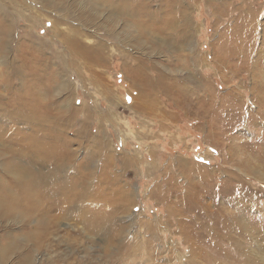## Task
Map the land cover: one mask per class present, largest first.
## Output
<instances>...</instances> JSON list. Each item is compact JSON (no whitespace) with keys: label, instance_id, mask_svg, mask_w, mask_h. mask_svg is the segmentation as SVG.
Instances as JSON below:
<instances>
[{"label":"rangeland","instance_id":"rangeland-1","mask_svg":"<svg viewBox=\"0 0 264 264\" xmlns=\"http://www.w3.org/2000/svg\"><path fill=\"white\" fill-rule=\"evenodd\" d=\"M160 1L142 0L155 10L163 8ZM187 1L185 12L192 25L188 24L192 28L188 31L192 39L189 45L170 40L162 29L151 26L154 20L142 18L144 24L150 23L146 24L147 32L156 36L155 40L145 39L146 32L129 26L139 27L141 17L137 14L132 18L117 14L112 32L107 23L113 24L111 18L117 15L109 0H0V8L13 26L11 37H6V54L0 55V115L2 110H13L16 94L29 98L28 92L38 85L31 81V69L26 80L19 78L15 68L20 62L34 66L38 76L48 73L56 77L54 71L62 65L63 76L57 79L62 87L58 92L55 83L52 85L57 91L54 88L47 103L54 113L55 101L59 100L60 126H67L62 132L63 142L75 152L73 170L63 174L64 185L72 187L74 181L87 179V172L91 180L88 190L70 188L74 201H49L48 216L57 220L56 225L47 224L45 234L33 241L19 240L21 250L1 264H17L21 253L31 259L26 264H264V180L256 174L264 172V90L254 87L257 82L252 71L256 61L257 72H264V0ZM91 12L94 22L104 26L89 25L82 14L89 18ZM165 16L161 11L158 19ZM249 21L255 33L249 59L240 54L226 58L221 47L231 38L224 37L222 26L226 23L229 30L245 34ZM124 22L127 27H122ZM104 27L111 32L106 33ZM123 28L127 32L122 36L118 32ZM59 30L63 34L68 31L70 36L76 31L81 46L100 51L97 56L101 63L92 61L88 66L77 56L73 69H69L63 61L69 53L60 42L62 36L56 33ZM139 35L143 40L140 45L134 43ZM27 37L36 43L33 48L25 47L31 57L22 60L18 48L20 43L30 44ZM244 45L245 40L237 44L240 53L247 50ZM135 68L150 80L149 85L142 80L137 83L131 73ZM157 69L163 71L161 81L169 84V89L163 91L156 84L161 75ZM198 82H203L202 86ZM141 88L145 91L139 94ZM155 90L160 101L148 95ZM40 92V96L35 93L37 99L30 102L25 113H20L27 119L32 111L39 112L40 103L46 99L44 90ZM145 101L150 103L148 108L138 106ZM98 105L104 106L108 120L101 118L100 122L101 116L98 120V115L94 116ZM153 113L161 120L150 122L148 116ZM5 119L16 122L13 125L23 133L36 127ZM14 130L10 126L7 131ZM17 143L11 145L19 149L21 144ZM233 176L242 180L245 194L241 206L234 201L238 185L234 186ZM120 188L132 201L126 211L114 217L105 205L107 197L114 201L120 197ZM79 203L88 216L77 206ZM117 209L113 208L114 213ZM240 217L250 226L253 237L237 228ZM37 218L26 221L28 225L12 218L0 219V246L12 240V235L7 236L9 230L24 232ZM227 222L233 225L232 230L225 229ZM102 225L107 227L103 230ZM190 231L195 232L192 240L199 246L194 259L191 239L183 236ZM230 235L243 244L242 251L233 250ZM213 240L216 243L212 244Z\"/></svg>","mask_w":264,"mask_h":264},{"label":"bare ground","instance_id":"bare-ground-1","mask_svg":"<svg viewBox=\"0 0 264 264\" xmlns=\"http://www.w3.org/2000/svg\"><path fill=\"white\" fill-rule=\"evenodd\" d=\"M185 2H188V1L185 0ZM55 4L57 5V2ZM109 4L113 6V8H114L113 13H115L116 15L119 13H121V14L126 13L131 18L134 17L136 14L139 17H141L140 20L137 21L139 27H137L135 25H131L130 23H129V26H132L134 29L139 28V31L146 32V34H148V36L145 39L155 40L156 36L150 34V32L149 33L147 32V30H146V29H148L147 25L150 23H146L147 25L144 24L143 23L144 18L146 20H149V19L154 20V24L151 26H153L154 28L157 27L159 29H162L164 34H166L168 38L170 37L169 38L170 40H172L176 43H179V44L181 43V45H184V44L189 45L190 41L192 40V39H190L191 35L188 34V31H190L192 29V28H190V27H192V25L189 23V22H191V20L189 19V17L186 15V12H185V9L189 8V4L187 3V5H185L184 0H161L159 4L163 8L162 9L160 8L157 10H155V8H153L154 10L151 9L152 8L151 4L144 5L142 0H109ZM0 10H2V9L0 8ZM161 11L164 12L166 15L163 18V20L158 19L159 15L161 14ZM244 12H246V11L244 10ZM90 15L92 17L88 18L87 15L82 14V17L84 19H88L89 25L98 26V25L102 24V22H100V23L94 22V18H93L94 13L93 12H91ZM6 16H7V14L2 10V12H0V55L2 54V56H4L6 54V47L8 46V44H6L5 41L9 36L11 37L12 29H13V26L6 19ZM241 17H240V19L244 18V17L243 18H241ZM109 18H111V16ZM247 19H250V18L248 17ZM111 20H112L113 24H111V23H107V24L109 25V27L112 30L113 26L115 28V25L117 24L118 15L114 16V19L111 18ZM156 22H158V23H156ZM177 23H179V24H177ZM188 24L190 27H188ZM249 24H251L250 21H249ZM102 25L104 26V24H102ZM124 25H126V27L128 26L127 24H125V22H124L122 27H124ZM228 26L229 25L225 23V25H223L221 28L222 30H224L226 32V36H224V37L225 38L229 37V39L231 38L228 41L227 46L221 45L222 46L221 47V53H223L226 56V58L237 57V55L240 54L242 58L245 56L246 57L248 56L247 59H249V56H250L249 54L252 53V50L254 49V46H253L254 42H253L252 38H254L253 35H255V33H254V29L252 27L253 25L252 24L250 26L248 25L249 28L245 31V34H243L242 30L237 29L239 31V33L235 32L234 29L229 30ZM110 28L106 29V27H104V31H106V33L111 32V30H109ZM124 29L125 28L119 30V32H118L119 34H122V36L124 34H126V32H127ZM107 30H109V31H107ZM115 30H116V28H115ZM114 31L112 30V32H114ZM62 32H61V30H59V32L56 31L57 35L62 36V38L60 37L61 38L60 42L65 44L66 51L69 53V55H68L69 58L66 60H63L64 62L67 63L66 65L69 69H73V65L75 64L74 61H75V58L77 56L82 58V60H84V62H86V64L88 66H91L92 61H96L97 64L101 63V60H99V58L97 56V55H99L100 51L95 50V49H90L91 47L81 46L80 45L81 39H79V36H77L76 31L73 30L74 33L72 36H70L71 34H69L68 31L64 34ZM172 33H175L176 37H173L174 35H172ZM116 35H117V33H116ZM27 38L30 40V44L20 43V46L18 48V51L20 54L19 57L22 60L31 57V54H28V52H27L28 50L25 47L33 48L34 43H36L34 41H31L33 38H31V37H27ZM17 39H18L17 43H19L20 42L19 38L17 37ZM243 40H245L244 46H247L248 48L243 53H240L239 49L237 48L238 47L237 44L238 43L242 44ZM131 41H133V37H132ZM140 42H143V40H141V35H139V37L136 40H134V43H137L139 45H140ZM167 42H169V41L167 40ZM166 44H168V43H166ZM96 49H99V48H96ZM97 52H99V53L97 54ZM257 58H259V57H257ZM36 59L38 61H40L38 59V57ZM256 63L257 62L254 61V63L252 64L253 65L252 71L255 74L254 78L256 79V82H257V85H255L254 87L257 88L258 90L261 89V91L263 92V90H264V72L263 73H261V71H260V73L257 72L260 69L257 66L258 63L257 64ZM132 66H133V64H132ZM48 67L49 66L46 64V70ZM62 68L63 67L61 65L60 69L55 70V71L51 70V71L55 72L56 77L50 76L48 73L47 74L46 73L41 74L38 76L37 75L38 72L35 71L36 69L34 68V66L27 65V62H23V63L20 62V65L18 66V68H15V72L18 73L19 78L26 80L25 76L27 77V72L29 71V69H31L32 74L30 76H31V78H33V79H31V81L33 82V80H34V82H37L38 85L36 86V89L34 91L32 89L33 87L30 86L32 89V92H28L29 89H27L28 90L27 92L31 94L29 98L26 97V94H22V95L16 94L15 97L13 98L14 99L13 104L15 105L13 110H5V111L2 110L1 111V113L2 112L3 113H2V115H0V117H1L0 120L2 119V122H0V131L1 132L4 131L7 133H0V219L12 218V219H15V221L19 220L20 221L19 223L23 222V224L28 225V223L26 221L33 220V218H37V217L38 218L35 220L36 222L34 223L33 227L31 226V229H25L24 232L23 231L22 232L21 231L11 232L10 230H9L10 232L9 231L7 232L8 237L10 235H12V236H10V237H12V240H10L9 243L7 242L8 244L7 245L5 244L6 246H3V247L0 246L1 249L3 248L2 249L3 251L0 252V264L3 263L11 254H13L14 251L21 248L20 245L18 244L19 240L24 241V240L28 239V240L33 241V239H35V237L38 238L40 235L45 234V232L47 231L46 227H48L47 224L56 225L55 223L57 220L54 218H50L48 216L49 215V209L46 208V205L49 201L50 202L54 201V200L55 201L58 200L57 202H59V201H61V202L69 201L70 202L72 200L74 201L75 194H74V192H72V189H70V188H73V189L74 188L75 189L80 188L81 191H83L84 188H85V190H88L91 187V180L88 178V172H87V179L85 177H83V178H81V180L74 181V183L72 184L74 186H72V187L65 186L64 181H63V178H64L63 174L69 172L70 170H73V168H74V164H75L74 163V160H75V154L74 153L75 152H73L72 149H67V146L63 142L64 138H63L62 132H64L67 129V126L66 125L60 126L62 123V116L60 115V112H59V109H61L59 100L55 101L57 111L54 113L51 110V109H53V107H50V104L47 103L49 101V96H52V91L55 88L52 85L55 83L56 87L58 88V92L60 91V88L62 87L61 82H57L58 81L57 79H59L63 76V74H62L63 70H61ZM129 68L132 69L133 67L130 66ZM136 69L137 68L133 69L134 70L133 75H135L134 77H135V80H137V83L140 80H142L143 83L145 81V84L150 83V80H148L147 77H145V76L141 77L140 74L142 72L140 73V71L138 69L137 70ZM139 69L141 71H143V69H141L140 67H139ZM191 70L196 72L197 67H192ZM159 73H161V75L158 74L159 79L157 80V82L155 81L156 84H158V86L163 91L169 89V86H168L169 84L167 85L166 83H163L164 82L163 80H162L163 82L161 81L163 71L162 72L159 71ZM133 75H130V76H133ZM193 79L198 80L196 78H192L191 81ZM55 80H56V82H55ZM196 82L197 81H195V83ZM198 83L200 86H202L203 82H201V83L198 82ZM156 84H155V86H156ZM41 89L44 90L45 95H46L45 96L46 99L44 102L40 103V106L38 107L39 112L35 113V111H32L31 114L29 115L30 119H27L25 114L24 115H21V114L25 113V111L27 110V106L30 105V102L31 103L35 102V98L37 95L35 93H38V95L40 96V94H41L40 90ZM25 90L26 89H24V91ZM55 90H56V88H55ZM172 97L176 98L177 96L175 94H173ZM0 105H2V104H0ZM5 117H9L10 120H12L11 118H14L15 120L18 119L17 121H25V122H20V125L25 124L29 127L30 126H33V127L36 126V127H35V129H32V131H29L28 133H23V131H21L20 129H16L17 125L16 126L13 125V123L16 124V122H6ZM33 119H37V122ZM32 120L35 122H32ZM55 121H57V122H55ZM10 126L13 128V130L14 129L15 130L13 132L9 133L7 130L10 128ZM16 132L22 133V136H19L18 134H16ZM262 134L264 136V133H262ZM209 135H211V134L209 133ZM16 141L21 144V147L19 149H17L16 147H13L11 145L12 143L14 144V142L16 143ZM17 147H18V145H17ZM22 147H24V148H22ZM256 172H257L256 174L259 177V179L264 180V172L263 171H256ZM77 174H81V173H77ZM205 179H207V178L205 177ZM232 179H233V182H235L234 186H236V185L240 186V187L236 186L238 194L237 195L235 194L236 198H234V199H236V200H234V201H237L238 204L241 206V205H243L241 198L244 197V194H245L244 188L242 187V180L240 178H235V177ZM206 181H208V180H206ZM209 181H212V180H209ZM76 185H80V186H76ZM231 199L233 200V198H231ZM78 201H79V199H78ZM244 201L246 203V200H244ZM77 206L78 207L80 206L82 208V210L84 211V213L87 214V216L89 215V212L84 209V207L82 206L81 203H79ZM44 207H45V209L43 210ZM59 215H61V214H59ZM243 216H244V214H243ZM235 222H237V221H235ZM104 225L101 226V228L103 230H104V228L107 227ZM203 226H205L204 223H203ZM232 226L229 222H227L225 225V229H227L229 227L230 230H232ZM212 227H213V225H212ZM239 227L244 232L248 233V236L253 237L254 234L251 233L250 226L242 217H240L239 221H238L237 228H239ZM252 228H254V227H252ZM90 231H95V230L91 228ZM192 233H195V232L190 231L186 235H183V234L182 235L185 238L191 239L190 244L192 245V253H193V254H191L192 255L191 258L194 259L196 254H197L196 252L199 251V246L196 245V241L192 240V236H193ZM230 236H232V235H230ZM216 237L219 238V237H221V235H217ZM230 239L232 240L230 244L233 246L232 247L233 250L242 251L244 249V247L242 246L243 244L240 245V242L238 241L237 237H235L233 235L232 237H230ZM7 240H9V239H7ZM216 241L217 240H213L212 244L216 243ZM4 243H6V242H4ZM36 245H39V244H36ZM217 245H218V243H217ZM188 246H190V245H188ZM256 246H257V244H256ZM36 248L37 247L35 246V249ZM21 252H23V251H21ZM200 252H198V253H200ZM223 253H224V255H228L227 252H223ZM228 253L231 254V252H228ZM18 257H19V260H18V262H16L17 264H23L25 262L30 263V261H31V259H29V256L24 254V253H21ZM199 257H201V256H199ZM48 258L51 259V257H48ZM188 258H189V255H188ZM247 260H248V258H247ZM194 261H196V260H194ZM31 263H33V262H31Z\"/></svg>","mask_w":264,"mask_h":264},{"label":"crops","instance_id":"crops-1","mask_svg":"<svg viewBox=\"0 0 264 264\" xmlns=\"http://www.w3.org/2000/svg\"><path fill=\"white\" fill-rule=\"evenodd\" d=\"M132 74H133V71L131 72ZM146 85H149V83L148 84H146ZM166 86V85H165ZM154 87V86H153ZM150 87H148L147 88V90L149 89ZM144 91H145V89L144 88H141V91L139 92V94H142V93H144ZM150 91H152L151 89H150ZM155 95V98H157L158 100H159V98H158V96H157V94H160V93H158V92H156V90L154 91V92H151V93H148V95ZM160 101V100H159ZM140 105V107L142 106L143 108H148L149 106H150V103L149 102H147V101H145V102H138V106ZM104 107V106H103ZM103 107H99V105H98V107L96 108V109H94L97 113L94 115L95 117H96V115H98L97 116V120H98V117H99V115L101 116L100 117V120H101V118H104V119H107L106 118V116H105V113L103 112L104 111V109H103ZM137 107H135V108H133L134 110H138V112L139 113H141V111H139V109L137 108ZM163 109V108H162ZM93 110V111H94ZM99 112V113H98ZM165 112H166V115L164 116L165 118H167V116H168V111L167 110H165ZM142 114V113H141ZM143 115H145V114H143ZM147 116V115H146ZM149 117V119H150V122H152L153 120H154V118H159V120H161V117L159 116V115H154V113H153V115L152 116H148ZM96 119V118H95ZM108 120V119H107ZM144 120V119H143ZM142 120V121H143ZM100 122H102V120L100 121ZM143 122H147V121H143ZM161 122H163V121H161ZM145 139V138H144ZM124 173H126V171L124 172ZM123 173V174H124ZM119 194H120V197L116 200V201H114V199L112 198V197H107L108 199H107V201H106V207H105V210L107 211V212H109L108 214L109 215H114V217H116L121 211H126V209H127V207H129V202H131L132 200L131 199H128L129 198V195H128V193H127V191L125 190V192H124V190L122 189V188H120L119 189V192H118ZM108 195H110V194H108ZM112 203V204H111ZM121 209H120V208ZM113 208H115V209H117V212L116 213H114V211L115 210H113ZM117 220V218H114V220ZM104 236V235H103ZM105 237V239L107 238V237H110V235L109 236H104Z\"/></svg>","mask_w":264,"mask_h":264}]
</instances>
